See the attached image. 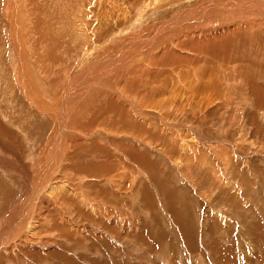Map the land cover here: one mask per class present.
<instances>
[{
  "label": "bare ground",
  "instance_id": "obj_1",
  "mask_svg": "<svg viewBox=\"0 0 264 264\" xmlns=\"http://www.w3.org/2000/svg\"><path fill=\"white\" fill-rule=\"evenodd\" d=\"M52 1L54 2V0ZM61 1L66 2L67 0ZM68 1L69 4L66 5L70 6L72 2ZM130 1L88 0V5H82L84 2L82 1L78 12L76 11V14L71 18L70 26L72 30H75L72 35L76 36L79 40L78 43L81 42L82 49L84 48V55L82 59H75L72 76L69 77L66 73V78H63L65 82H62L63 84L59 87H57L55 81L59 76L64 75L63 72L62 75H57V72L52 71L49 66L45 68L47 67L46 64L44 65L46 71H41L44 76L46 73L48 74L46 75V78H48L45 79V77H41V72L37 73L35 71L36 73L32 75L27 67L29 57L31 61L36 51V49L33 51V45L28 47L27 41L33 39L32 41L35 44L41 46L43 42L50 40L52 36L49 35L52 32H49L48 35V31L44 32L47 29L43 28L45 25L39 27L40 18H37L38 24L36 25H38V28H35L34 23L30 24L34 20H26L25 25L21 23L22 26H25H23L24 30L19 24L21 21H18L17 26H14V20L18 19L16 13L20 16L30 14V11L27 13L22 8L20 0L18 3L16 0L13 1V5L17 4L18 6L15 14L7 15V12H4L5 16H3L5 18L2 26L5 25L7 28L8 35H6L10 40L11 56L18 53L15 62L18 65L21 64L18 72H16L17 69H11H14L15 72L13 77L10 78L11 82L13 85H21V94L30 101L27 103L29 106H25L36 108L41 113L48 112L53 123L42 150L37 154L34 151L33 154L30 153L28 163L23 159L24 153L21 146L16 145L14 147L12 142V144L7 143L0 137V150L10 152L15 161H21V173L27 179V190L32 189V194L28 191L20 199L21 203H24L22 205L24 208L14 206L15 212L11 215L9 228L5 230L6 233L3 236H0V246L7 248L11 243H16L15 241L18 239L27 243L30 234H33L34 228L43 229V226L35 219L41 208L43 206L47 207L49 216L51 212L56 214L54 211H50V205L53 201L54 204L60 206L59 209L63 207L67 210H73L68 201L72 202L71 198L77 196L78 202L80 201L84 205V207L80 205V208L85 218L91 217L92 220L96 221L99 213L107 217L106 204L102 202L100 204L92 198L78 197V188L80 181H85L84 176H78L79 178L72 182L68 181L66 177L73 176L72 172L78 174L79 171L86 172V170H90L92 175L99 179L94 183L101 186L103 190L101 197L103 196L105 201L109 200L107 203H110L109 205L114 208V205L119 203L116 201L119 198L114 182H123L121 190L126 191H122L119 197L128 199L127 197L131 195L128 190L133 188L137 176H140V172L135 175L132 173L131 163L138 162L143 168L150 164V161L144 155L142 156L140 146L146 149H155V145L153 146V141L151 142L150 139L162 140V137H160L161 126L158 125L157 121L161 125L164 124L165 131L162 133L167 136L166 143L171 147L170 152L178 151L175 155L180 160L173 166L178 170H184L181 174L182 177L188 176L192 162L194 167H198L200 170L211 169L210 174L215 176L220 183L223 182L220 177V166L223 165L225 169L230 167L234 160L232 157L234 149L231 151L228 147L224 151L222 147L225 145L220 144V140L218 142L222 145L220 148L222 151H220L218 144L215 145L218 139L211 145L216 146L217 149L212 148L205 142L204 144H198L199 142L202 143L201 138L196 134L198 131H195L191 126L188 127L189 129L186 127L188 129L187 136L179 131L181 127L178 128L179 130L177 127L184 124L180 120L181 116L184 115L186 119V116L189 115L187 111L191 110H193L192 117L199 116L207 119L209 113L206 114V112L210 108L212 111L220 108V112L223 108L224 110L219 113L224 118L227 109H225V106L221 107L222 102L227 100L228 96H231L229 95L231 86L237 85L234 84L235 77L241 79L247 76H243L241 65L236 64L243 59L242 57V59H239V54L244 53V50L237 46V43L246 40L243 37H250L253 33L251 29L253 30L255 26V32L259 31L262 35L263 31L260 30L264 25V0H133L132 3ZM48 2V0H45V3ZM73 5L71 7L76 6ZM76 7L78 8V6ZM94 7L96 13L94 16L92 14V23H90L92 25L90 26L87 22L88 19L86 20L88 18L86 12L91 13L90 9L94 11ZM8 8L10 9V7ZM60 8L63 9L62 6ZM47 10L46 7L45 11L47 12ZM35 11L37 10H34V13ZM37 12H40V10ZM159 12L163 13L160 17L158 16ZM144 16L147 18L150 16L149 21L151 23L145 22L143 24ZM32 17L34 18V16ZM26 29L27 32H25ZM99 35L109 36L107 40L100 43L98 40ZM50 41L51 44L54 43L52 40ZM34 43L32 42V44ZM111 44L113 46L108 47ZM48 46L50 47V45ZM262 49H264V46L260 44V51ZM46 51L49 52V50ZM37 52L38 50L35 52L37 55L33 58H36L38 63L41 57ZM42 52L40 53L43 56ZM229 52L233 53L234 56ZM122 53L127 54L130 61L125 62L124 58L114 61V58L119 57ZM235 55H238V58ZM45 56H47L48 61H51L50 57L48 58L49 55ZM45 56L43 57L45 58ZM111 58L113 59L112 62L110 61ZM226 59L229 60L227 65H224ZM231 62L233 66L230 65ZM240 67L241 70H239ZM244 67L246 72L248 68ZM69 70L70 68L68 72ZM249 72L248 74H250ZM23 79L32 86L24 88ZM60 81L58 80V82ZM236 87L234 86V88ZM15 90L18 92V89ZM261 92L262 89L259 94ZM218 102H220L219 105H216ZM2 111L4 112V110ZM33 111L30 110L31 115L34 114ZM170 112L173 114H169ZM2 119L7 122L9 118L1 113L0 120ZM8 123L15 125L14 123ZM2 124L0 122V126ZM80 129H83L84 135H82ZM103 129H108V131ZM21 132L26 136L24 131ZM147 135L150 138L145 137ZM24 139L25 137L22 140ZM92 140L94 141L91 142ZM201 145H204L205 148L209 146L207 147L208 151H206L207 148L204 149V146ZM132 147L137 148V150H132ZM209 152L212 154L211 158L207 154ZM62 165L66 169L61 170ZM54 171H56V175L52 176ZM62 171L65 173L62 174ZM58 175H61V179L56 180L59 178ZM41 183L42 185H38ZM75 190L76 194L73 192ZM102 198L101 201H103ZM62 200L66 201L63 202ZM124 204L121 203L123 207H126ZM121 209L124 210L125 208L121 207ZM113 213L114 209H112V213L106 220L110 219ZM44 218L41 224H47V226L50 222L54 223L55 227L63 222L67 228L64 229V232L67 236H70L71 241L76 240L75 234L77 232L71 231L69 225H65V223H68L67 220H62L60 224V220H56L54 217H52L54 218L53 221L50 217ZM121 220L123 219L121 218ZM35 224L38 226L35 227ZM64 226L61 225V230L65 228ZM61 230H56V232L61 233ZM0 264H2V260H0Z\"/></svg>",
  "mask_w": 264,
  "mask_h": 264
},
{
  "label": "rangeland",
  "instance_id": "obj_2",
  "mask_svg": "<svg viewBox=\"0 0 264 264\" xmlns=\"http://www.w3.org/2000/svg\"><path fill=\"white\" fill-rule=\"evenodd\" d=\"M13 1L0 0V115L3 113L5 117L10 119H7V122L3 119L0 120L3 123L0 126V137L7 143H13L14 147L16 145L21 146L24 153L23 159L28 163V155L30 153L33 154L34 151L37 154L42 150L44 142L52 129L53 122L48 112L41 113L36 108L28 107L27 103L30 101L21 94V85H13L10 79L15 74L14 69H17L16 72H18V68L21 65L15 62L18 53L11 56L10 40H8L9 37L6 32L7 28L5 25L2 26L5 11L7 15L17 12L18 6L17 4L13 5ZM16 1L18 3L19 0ZM20 1L22 8L27 13L30 11V14L26 15L28 18L22 16L23 14L21 16L18 14V17L16 13L18 19L14 20V26H17L21 21L19 24L24 30L26 20H34L29 23L36 25L38 24L37 18H40L39 27L45 25L43 28L47 29L44 32L48 31V35L52 32L49 36H52L50 40L54 42L52 43L53 46L50 40H48L49 42H43L44 45L41 44V46L43 45L44 49L47 46L44 50L41 46L35 44L32 41L33 39L27 41L28 47L33 45V51L35 49L36 51L38 50L37 53L41 57L37 63L36 58H33L37 55L36 51L31 61L30 57L28 59V56L25 54L29 60L27 67L32 75L36 72L46 71L44 69V65L46 64L47 67L45 68L49 66L52 71L55 70L57 72V75L64 73V75L59 76L57 81H55L57 87H59L63 84L62 82H65L63 78H66V73L69 77L72 76L75 59H82L84 55V48L82 49L81 42L78 43L79 40H77L76 36L72 35L75 30H72L70 23L72 16L76 14V11L78 12L82 1H84L82 5H88V0H70L72 2L70 6L66 5L69 4L68 0L66 2L57 0V3L56 0L54 2L48 0V3H45V0L44 2L43 0ZM132 2L133 0L130 1V3ZM73 4L78 6V8L76 6L71 7ZM61 6L63 9L60 8ZM25 7H29L30 10ZM44 7H47V12ZM95 7L93 8L94 11L90 9L91 13L86 12L88 17L86 20L88 19L87 22H89L90 26L92 25L90 24L92 23V14L94 16L96 13ZM34 10H40V12L35 11L34 13ZM41 11L43 12L41 13ZM162 15L163 13H158L159 17ZM31 16H34V18L32 17V19ZM149 17L144 16V20H142L143 24L145 22L151 23L149 21L151 17ZM21 23H24V27ZM38 25L35 28H38ZM39 29L43 30L42 28ZM255 29L256 26L253 30L251 29L253 33H251L250 37H243L246 40L241 43L238 41L237 43V46L241 47L244 53L239 54V59H243L239 62L240 64H236L241 65L243 68L241 72L244 73L243 76H247L241 79L235 77L236 81L234 84L237 85L231 86L229 89V95L231 96H228L227 100L222 102L221 107L225 106V109H227V113L224 116L226 121L220 115L222 110H224L223 108L221 112L220 108L213 111L210 108L206 112V114L209 113L207 119L206 117L204 119L199 116L192 117L193 114L191 113H193V110H191L187 111L189 115L186 116V119L184 115L181 116L180 120L184 124L177 127V129L181 127L178 130L186 135L189 126L198 131L196 134L202 141V143L199 142L198 144H204L205 142L211 146L218 139L215 145L218 144L219 149L222 145H225L222 147L224 151L228 147L231 151L234 149V154L232 155L234 163L232 162L230 167H226V169L223 165L220 166L219 171L221 172L222 183L210 174L212 172L211 169L200 170V168L194 167L192 162L190 173L187 174L188 176L182 177L181 174L184 170H178L173 166L180 160L175 155L178 151L176 150L174 153L170 152L171 147L166 143L167 136L162 133L165 131L164 124L161 121V125L157 121L158 125L163 128H160L162 140L156 141V139H150L151 142L153 141V146L155 145L154 148L157 151L140 146L142 156L144 155L150 161V164L143 168L138 162L131 163L132 173L135 175L137 172H140V176L138 175L137 179L135 178L136 181L133 188L128 190L131 194L127 197L128 199H125L123 195V198L119 197L122 191H126L124 189L121 190L123 182H114L118 190V198L120 199L116 200L119 203L115 204L114 208L109 205L110 203H107L109 200L105 201V198L101 197L103 190L99 184L96 185L94 183L99 179L95 178L90 170H86V172L79 171L78 174L72 172L73 176L66 177L70 182L77 180L78 176L85 177V181H80L78 197L92 198L100 204L101 202L106 204L105 209L108 212V216L112 213V209H114L113 216L108 219L109 221L106 220L108 216H103L101 213L97 215L98 217L96 216V221L92 220L91 217L85 218L80 208V205L82 207L84 205L80 201L78 202L77 196L71 198L72 202L68 201L73 210H67L63 207L59 209L60 206L56 205V203L54 204V201L50 202V207L52 208H50V211H54L56 214L51 212L49 216L47 213L48 208L43 206L44 208L42 207L43 209L41 208V211L35 217L39 224L43 226V229L39 228L42 230L36 228L33 230L31 228L33 234H30L27 243L18 239L15 241L16 243H11L7 248L0 246L3 247L0 248V260H2V264H264V49L260 51V44L264 46V25L260 30L263 31L262 35H260L259 31L255 32ZM25 32H27V29ZM108 36L99 35V42L107 40ZM254 42L257 44L254 45ZM111 46L113 45H108V47ZM41 49L47 54L42 52ZM46 50H49V52ZM40 52L44 54L43 56L49 55L48 58L50 57L51 61H48L47 56H45V59ZM229 54L234 56L231 52ZM235 57L238 58V55H235ZM120 58H124L125 62L130 61V57L125 53L114 58V61H119ZM112 60L111 58L110 61L112 62ZM228 60H225L224 65H227ZM232 62L230 65L233 66ZM243 65L248 68L246 72ZM241 67L239 70H241ZM12 68L14 69L11 70ZM46 75L48 74L46 73ZM46 75L44 76L41 72V77L47 79ZM244 78L246 79L245 81L243 80ZM24 79L27 80L25 77ZM24 79V88L26 86L28 88L31 84ZM58 80L61 81L58 82ZM234 86L237 87L234 88ZM260 88L262 92L259 94ZM15 89H18V92ZM19 92L20 94H18ZM219 103H216V105H219ZM30 110H34L33 115H31ZM169 114L173 113L170 112ZM175 119L178 118L176 117ZM8 122L15 125L13 126ZM20 129L24 131L26 136H24ZM151 130L153 129L151 128ZM104 131H108V129ZM80 132L82 135L85 134L83 129H80ZM157 134L159 133L157 132ZM24 137L25 139L22 140ZM145 137L150 138L148 135ZM219 141L222 145L218 143ZM216 146L211 147L217 149ZM203 148L206 149L205 146ZM132 150H137V148L132 147ZM206 151H208V148ZM220 151L222 150L220 149ZM207 154L211 158L212 154L210 152ZM9 157L13 158L10 152L3 149L2 151L0 150V236H3L6 233L5 230L9 228L8 225L12 219L11 215L15 212L14 206L17 205L18 208H24L22 206L24 203H21L20 199L28 191L32 194V189L29 188L27 190V179L21 173V161L18 162L14 158L13 160ZM63 163L65 164V162ZM63 168L65 167L62 165L61 170ZM64 173L62 171V174ZM55 175L56 171L53 172L52 176ZM58 177L56 180L61 179V175H58ZM38 185H42V183ZM76 190L73 191L75 194ZM101 198L103 201H101ZM121 203H125L124 206L126 207H123ZM121 207L125 209L122 210ZM44 217H50L51 220L54 218L58 219L60 220V224L62 220H67L66 222L69 224L65 223V225H69L68 227L71 231L77 232L75 234L76 240L73 239L71 241L70 236H67L66 232H64V229L67 228L63 222L61 224L65 227L62 229L63 231L61 230V225H59L60 227H55L54 223L51 222L48 226L47 224H41V221L45 219ZM34 226L37 227L38 225L35 224ZM56 230H61V233H57ZM77 240L79 241L76 242Z\"/></svg>",
  "mask_w": 264,
  "mask_h": 264
}]
</instances>
